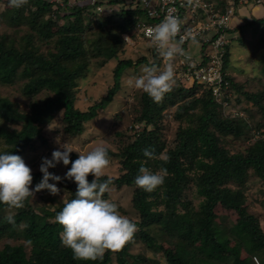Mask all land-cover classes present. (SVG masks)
Returning a JSON list of instances; mask_svg holds the SVG:
<instances>
[{
  "label": "trees",
  "instance_id": "1",
  "mask_svg": "<svg viewBox=\"0 0 264 264\" xmlns=\"http://www.w3.org/2000/svg\"><path fill=\"white\" fill-rule=\"evenodd\" d=\"M60 1L29 0L20 9L8 6L4 12H0L7 26L26 25L29 29L19 38L0 34V84L10 85L21 76L25 79L22 86L24 96L32 97L42 89L52 93L44 100L33 102L29 112L18 111L9 99L0 97V115L21 124L18 130L0 126V138L5 141L0 153L11 152L23 158L24 153L33 149L36 138H43L42 142L47 147L49 138L44 135V126L49 123L51 112L55 109L62 110L64 118L71 124L69 130L77 128L79 133L83 132L89 121L104 113L111 101L123 93L121 79L126 70L161 64V58L152 44V60L145 55L120 58L118 48L124 38L116 29L104 28L102 34H106L105 38H100V33L95 39L86 38L88 42L85 44L83 12L89 11L92 6L88 0L87 3L76 0L74 4H70L69 0ZM107 3L120 5L119 8L127 3L136 9L120 8L124 17L121 15V22L116 23V28L121 32L134 28L140 19H148L145 12L133 6L131 1L108 0ZM245 6L263 7V11L254 20L237 26L240 31L237 40L242 39L243 28L251 26L252 30L264 24V0ZM42 17H46L45 21H41ZM35 35L46 41L53 38L54 50L47 55L38 53L33 41ZM230 42L232 38H229L228 45ZM95 49L101 55L95 53ZM88 52L102 57L98 62L101 65L108 64L112 59L115 63L111 67V84L106 92L93 99L85 109H80L75 105L73 88L89 65ZM228 67L226 52L223 56L224 71L227 72ZM226 78L230 82L228 92L233 97L237 95L255 102L260 107L259 117L251 119L250 115L243 113L233 116L228 106L214 99L211 89L205 84L177 82L174 90L159 104L143 91L136 95L138 102L131 110V125L115 132L120 144L117 150L108 149L109 158L118 164L122 172L110 176L114 182L103 198L108 199L109 196L110 199L111 191L130 187L129 203L137 219H129L137 223L140 240L148 247L157 246L152 228L176 239L175 249L160 243L158 245L166 264H254L253 256L264 264V230L258 218L243 205L239 191L229 185L244 184L249 173L264 182V104L261 102L264 100V89L245 91L229 73ZM169 107H174L171 115L177 122V128L175 137L167 141L163 112ZM123 136H126L125 140H122ZM227 139L244 144L248 142L244 148H237L232 153L223 145ZM146 148L154 150L153 158L144 156L143 150ZM78 156L73 151L70 160L74 161ZM58 164L49 171L62 179L49 182L63 188L68 201L75 198L76 184L71 179H65L64 173L58 172ZM141 166L152 172L166 169L164 184L152 193L137 187L134 178ZM70 167L71 163L67 169ZM32 176L31 187L34 188L42 179V173L39 170ZM108 177L106 174L102 180ZM92 178L88 176L89 182ZM189 181L194 182L196 194L201 198L197 208L184 199L183 192ZM45 192L44 189L35 193ZM63 205L64 202L50 209L44 204L35 205L29 197L23 208L0 216V238L5 236L23 241L14 244L6 242L0 248V264H141L145 260L143 256L130 254L131 243L122 251L106 252L102 261L74 260L72 251L62 244L63 228L55 220ZM218 205L222 209L235 211V222L226 221L225 216H221L218 224L215 211ZM4 208L8 206L0 203V210ZM119 210L126 213L120 206ZM8 215L14 216L15 225L6 221ZM231 239L236 241L233 246L230 245ZM239 248L245 252L244 257L236 255ZM112 259L114 263H111Z\"/></svg>",
  "mask_w": 264,
  "mask_h": 264
},
{
  "label": "rangeland",
  "instance_id": "2",
  "mask_svg": "<svg viewBox=\"0 0 264 264\" xmlns=\"http://www.w3.org/2000/svg\"><path fill=\"white\" fill-rule=\"evenodd\" d=\"M49 1L61 2L60 0ZM75 1L76 0H69V3L74 4ZM82 2L87 3V0H83ZM221 2L228 3L230 1L223 0ZM8 6V0H0V12H4ZM119 6L120 5H109L104 7L101 11L90 7L89 11L83 12V22L86 26L85 33L83 34L85 44L88 42L86 38L95 39L98 35H100V33V38H105L106 36L104 35L106 34H102L104 28L113 30L116 29L122 38L126 37V39H124L123 43H121L120 47L118 48V56L120 58H136L140 55H145L148 56L150 60H152L153 58L150 49L152 43L150 41L141 38V36L134 30L133 27L125 32H121L116 28V23L121 22V20L119 21L122 15L120 13V8H124L125 10H136L127 3L123 7L119 8ZM240 7L241 6H239L237 10ZM242 16H244L248 21L254 20L257 17L248 14H243ZM46 17H42L41 21H45ZM122 17L124 16L122 15ZM233 18H235L233 22H239L240 20L244 21V18H238L237 15H234ZM54 20L57 21L56 18H54ZM59 21L64 23L68 22L67 20ZM28 30L29 29L26 25H21L20 27L7 26L5 18L0 15V34L4 33L19 38L24 32ZM234 35L238 37L240 32L236 30L234 31ZM241 35V40L236 39V43L232 41V43L226 48L228 53V61L231 62L230 70L237 73L235 76L232 75L233 80L237 82L238 85L241 86L245 91L250 92L257 89H264V62L262 61V56L264 55V24L262 27H254L252 30L250 26L248 28H243ZM33 41L38 53L47 55L49 52L54 50L53 38L49 39V41H46L35 35ZM186 52L192 55L194 60L199 59L200 43L197 41L196 43H193V41L188 43ZM95 53H98L96 49ZM88 56L90 57L89 65L84 71L83 75L77 79L76 86L73 88L76 95L75 105L80 109H85L93 99L98 98L101 94L106 92L109 84H111V81H109L111 67L115 63V61L112 59L111 61L109 60L110 62L108 64L101 65L98 62L100 59H102V57L94 56L92 52H88ZM143 67L144 65L138 67V69L135 70L128 69L123 73L121 79V89L123 90V93L120 95L118 94L111 101L104 113L89 121L83 132L79 133L77 128H74V130H69L71 124L64 118L62 110H53L51 112L52 118L50 119L49 123L44 126V135L48 136L47 138H49L48 146L45 147V143L42 142L43 138H36L34 140V146L32 147L33 149H31L30 152L23 154L22 159L26 165L31 168L32 173L35 174V172L39 171L43 157L50 159L54 150L60 149L62 151L63 149L61 148V145L63 144L74 149L75 152L77 151L78 155L79 153H86L99 144H104L108 149L116 151L119 144V136L117 137L115 132L125 130L131 125L133 118L131 110L137 105L138 102L135 96L142 92L141 90L129 85V81L134 80L136 77L142 75ZM158 67L162 69L164 66L161 67V65H159ZM24 81L25 79L19 76L17 77V80L10 85L0 84V97L9 99L12 102L11 104H13L18 111L29 112L33 102L44 100L45 98L50 97L52 93H50L48 90L42 89L34 96L26 97L22 94V86ZM199 92L200 91H198V94ZM261 102L264 104L263 99ZM232 105L233 107L240 109L239 111H241V114L243 113L245 115H250V117H252L251 119L260 116V107L256 105L255 102L246 98H240L239 96L237 97V95H234L232 98ZM173 110L174 107H169L163 112V114L165 113L163 116V122L166 124L164 134L167 141H170L175 137V131L177 128V122L173 120L171 115ZM0 126H5L11 130H18L20 129L21 124L20 122L13 123L0 115ZM123 138L124 139L122 140H125L126 136H123ZM247 142L248 141H246L244 144L237 140L227 139L224 140L223 145L225 148L230 149V151L233 153L237 150V148H244ZM169 145L170 144H168V146ZM4 147L5 141L0 138V150H2ZM57 170L58 172H62V174L64 173V175L68 171L67 166L63 165L62 162L58 164ZM121 172L122 171L118 168V164L114 162L113 159H110V166L108 169H106V174L109 176H117L121 174ZM249 172H251V169H249ZM229 185L239 191L238 193L242 196L241 201L243 205L246 207L248 212H251L258 218L259 224L264 230V182L261 181L259 177L249 173L244 184L236 186L234 183H229ZM58 188L60 189V192L57 195L50 194L47 189H45L46 192L43 194L35 193L34 197L32 198L34 204H38L39 206L44 204L50 209L58 207L67 199L65 193L66 191L63 190V188ZM130 190V187H124V189L119 191H111L110 199L109 196L107 197L109 200L117 203L118 206L126 211V213H123L119 210L122 215H125L128 218L137 219V214L133 209H131L132 206L131 203H129L131 193ZM183 194L186 202H191L194 208L199 207V201L201 198L196 194L195 184L193 181H189L188 186L185 188ZM215 211L217 212L216 222L218 224L222 220L221 216H225L226 221L229 222H235L237 218L235 211L222 209L219 205L215 207ZM13 212V209H10L9 207L4 208L0 210V216L11 214ZM62 233L63 231L61 232V235ZM151 233L155 235L158 245L160 243L165 247L175 249L174 243L176 239L166 236L165 233L154 228H152ZM6 242L14 244L22 243L23 241L18 238L2 236L0 238V248H2ZM234 244H236V241L231 239L230 245L233 246ZM158 245L152 247L146 246L145 243L140 240L139 231H137L134 240L129 246V252L130 254L143 256L145 260H143L141 264H166L165 258L159 251ZM236 255L239 257H244L245 252L243 249L239 248L236 252ZM113 261L114 260L112 259L111 263H114Z\"/></svg>",
  "mask_w": 264,
  "mask_h": 264
},
{
  "label": "clouds",
  "instance_id": "3",
  "mask_svg": "<svg viewBox=\"0 0 264 264\" xmlns=\"http://www.w3.org/2000/svg\"><path fill=\"white\" fill-rule=\"evenodd\" d=\"M28 2L29 0H8L9 6L16 9L24 7ZM238 7L236 6V11ZM180 32L181 21L172 15L151 28L148 36L152 46L165 60L164 67L161 69L154 64L145 65L142 75L129 81V85L146 93L154 103H162L165 96L176 87L173 61L177 55L185 54L182 45L187 38L180 37L178 40ZM192 41L196 43L195 37H192ZM61 148L62 151L56 149L52 152L51 159L42 158L39 167L42 179L34 188L31 187L32 170L22 157L11 152L0 153V203L6 204L10 209H21L29 197H34L35 192L47 189L52 195L59 194L60 189L49 181L59 182L62 178L50 172L49 168H54L60 162L65 166L71 163L64 178L75 182V198L65 201L55 217L63 228L62 244L72 251L74 260L102 261L106 252L122 251L134 240L139 230L137 223L122 215L117 203L103 198L114 182L110 176L102 180L110 166L108 148L104 144H99L84 154L79 153L74 161L70 160V153L75 150L65 144ZM143 154L151 159L154 157V150L146 148ZM138 173L134 183L147 193L162 186L167 176L166 169L152 172L145 166H141ZM89 175L93 177L91 182L88 180ZM5 219L11 225L16 223L13 215H8ZM253 257L259 260L257 256ZM253 262L256 264L254 260Z\"/></svg>",
  "mask_w": 264,
  "mask_h": 264
},
{
  "label": "built area",
  "instance_id": "4",
  "mask_svg": "<svg viewBox=\"0 0 264 264\" xmlns=\"http://www.w3.org/2000/svg\"><path fill=\"white\" fill-rule=\"evenodd\" d=\"M96 10L101 11L109 6L108 0H88ZM131 1L145 12L148 19H140L134 27L141 38L150 41L148 32L161 23L165 17L172 15L181 21V32L177 37H187L184 44V55H177L173 61L177 82L205 84L211 89L214 99L223 106H228L232 115H241L240 109L233 107V95L228 92L230 82L223 69V56L229 43L230 20L236 6L262 0H125ZM221 2V3H220ZM223 4V6H222ZM192 37L200 43V57L194 60L187 54L186 47ZM152 43V42H151ZM165 64V60H164ZM163 64V65H164ZM227 98V99H226ZM240 112V113H238ZM256 264H260L253 257Z\"/></svg>",
  "mask_w": 264,
  "mask_h": 264
},
{
  "label": "crops",
  "instance_id": "5",
  "mask_svg": "<svg viewBox=\"0 0 264 264\" xmlns=\"http://www.w3.org/2000/svg\"><path fill=\"white\" fill-rule=\"evenodd\" d=\"M133 4V3H132ZM262 10V8L261 7H250V6H241L237 11H236V13L234 14V15H237L238 16V18L239 17H241V18H244V21L243 20H240L239 22H233V20L235 19V18H233L234 17V15H233V17H232V19L230 20V25H231V29H230V31H229V34H230V38H232V39H234V40H232V41H236V39H237V36L236 35H234V31H236V30H238L237 29V26L238 25H242V24H244L245 22H247L248 20L244 17V16H242L243 14H248V15H251V16H254V17H256L259 13H260V11ZM263 11V10H262ZM251 27V26H250ZM236 28V29H235ZM246 28V27H245ZM248 28V27H247ZM252 28V27H251ZM239 31V30H238ZM240 32V31H239ZM125 39V38H124ZM232 42H230V44H231ZM236 43V42H235ZM229 46V45H228ZM198 50H199V48H198ZM200 52H201V47H200ZM188 54V53H187ZM158 55H159V53H158ZM188 55H190V54H188ZM160 56V55H159ZM191 57H193L192 55H190ZM199 56V55H198ZM160 58H161V67H163L164 65V59H163V57H161L160 56ZM230 68H231V62L229 61V67H228V69H227V72L230 74L231 73V76L233 75V76H235V75H237V73H235V72H232L231 70H230ZM229 70H230V72H229ZM232 76V77H233Z\"/></svg>",
  "mask_w": 264,
  "mask_h": 264
}]
</instances>
